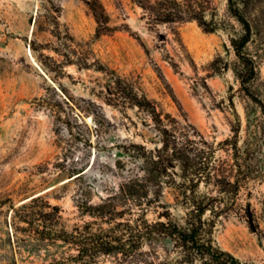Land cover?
<instances>
[{
  "label": "rangeland",
  "instance_id": "1",
  "mask_svg": "<svg viewBox=\"0 0 264 264\" xmlns=\"http://www.w3.org/2000/svg\"><path fill=\"white\" fill-rule=\"evenodd\" d=\"M100 2L110 31L98 35L85 0H0V264H147L64 260L74 251L59 241L31 247L12 210L41 195L66 229L107 227L85 210L117 193L124 218L168 210L183 223L180 186L209 198L214 245L264 264V9L251 23L244 53L254 74L244 79L230 41L244 30L226 0H210L224 27L209 33L196 22L154 28L133 0ZM52 48L95 65L60 68ZM176 245L154 241L148 264H199Z\"/></svg>",
  "mask_w": 264,
  "mask_h": 264
},
{
  "label": "trees",
  "instance_id": "2",
  "mask_svg": "<svg viewBox=\"0 0 264 264\" xmlns=\"http://www.w3.org/2000/svg\"><path fill=\"white\" fill-rule=\"evenodd\" d=\"M133 1L144 11L148 25L154 28L161 23L196 22L204 32L209 33L214 32L218 27H224V22L216 18V11L210 7V0ZM226 2L230 15L242 25L244 30L242 35L231 38V45L245 68L244 79H251L254 74V65L245 55L244 48L251 37L252 21L254 24L259 23L261 11L264 9V0H226ZM85 4L97 23V34L110 31L100 0H85ZM211 9L212 12L206 14ZM53 11L59 12V10H51ZM52 34L59 40L65 38L59 26H56ZM65 35L67 39H71L67 32ZM159 40L164 43L166 38ZM52 49L63 58L56 62L60 68L76 64L89 69L95 65L94 62H89L87 57L79 58L81 56L75 48ZM73 57H77V60ZM81 59L82 62H80ZM172 65L177 67L175 63ZM97 67L105 72L103 66ZM117 79L119 83V77ZM125 97L129 99V102L138 106H142V101L146 99L133 91L131 95L127 94ZM180 189L182 195L180 203L186 208L183 223L174 219L168 210L158 212V220L155 221H150L146 213L141 212L135 218H124L123 210H118L119 195L117 193L101 199L99 204L90 206V210H85V214L101 218L107 227L93 228V222H84L81 225H73L70 230L66 229L62 223L61 208L50 204L41 195H34L18 208L13 209L12 222L15 224V231L24 233L27 238L21 240L27 241L31 247L42 246L45 242L59 241L69 250L74 251L64 258V260L73 262L92 263L99 255L117 257L121 255V260L125 263L144 262L148 264L151 258H156L158 255L153 248V242L164 237L174 240L177 244L176 248L189 258L196 257L199 264H246L232 253L214 245L211 236L213 220L204 218L205 212L209 209L210 204L207 203L209 198L198 194L195 190L188 191V188L183 186H180ZM130 215L133 214L130 213ZM145 244L149 245L148 251L143 250Z\"/></svg>",
  "mask_w": 264,
  "mask_h": 264
}]
</instances>
